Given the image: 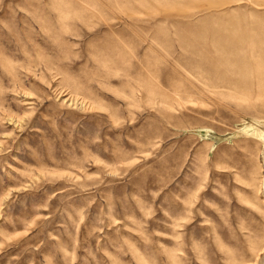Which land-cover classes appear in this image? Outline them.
Here are the masks:
<instances>
[{
	"label": "rangeland",
	"instance_id": "rangeland-1",
	"mask_svg": "<svg viewBox=\"0 0 264 264\" xmlns=\"http://www.w3.org/2000/svg\"><path fill=\"white\" fill-rule=\"evenodd\" d=\"M0 264H264V0H0Z\"/></svg>",
	"mask_w": 264,
	"mask_h": 264
}]
</instances>
